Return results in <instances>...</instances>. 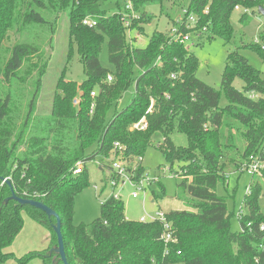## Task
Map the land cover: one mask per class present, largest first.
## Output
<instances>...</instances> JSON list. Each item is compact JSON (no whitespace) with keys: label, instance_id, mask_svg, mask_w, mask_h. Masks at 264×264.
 I'll return each instance as SVG.
<instances>
[{"label":"trees","instance_id":"obj_1","mask_svg":"<svg viewBox=\"0 0 264 264\" xmlns=\"http://www.w3.org/2000/svg\"><path fill=\"white\" fill-rule=\"evenodd\" d=\"M186 1L187 15L197 17L199 29L206 28L204 37L220 38L225 44L235 36L231 20L236 6L251 9L252 14L264 8V0ZM111 2L0 0V264H28L34 259L63 264L55 252L58 241L52 227L56 220L15 201L4 205L12 196L11 188L18 197L43 202L59 215L69 264H264V213L258 202L263 187L253 183L244 197L240 232L232 231L234 212L217 193L219 183L228 181L220 132L224 117L246 128L244 157L258 155L264 162V80L260 72L237 51L232 52L221 89L213 88L197 77L200 63L196 55L170 42L168 32H155L143 48L132 44L135 39L129 41L118 15L122 6L117 0L111 8ZM133 3L141 19L131 28L142 34L151 20L142 10L162 0ZM62 14L69 20L67 63L76 47L86 79L80 84L68 80L65 67L56 83L51 112L42 117L37 115L38 100L49 59L35 37L25 36L46 29L49 46L53 45ZM88 16L97 20V27L82 24ZM250 16L243 14L240 21L249 23ZM10 35L16 37L12 47L6 45ZM106 40L114 71L100 62ZM250 46L264 61V27L259 43ZM108 74H113L111 83ZM238 78L245 83L244 92L233 86ZM131 87L132 102L109 118L112 106ZM222 93L227 101L224 107L220 106ZM252 93L259 97L252 99ZM77 98L80 104L76 107ZM144 117L147 130H131ZM174 131L187 136L188 147L174 145ZM115 143L123 148L115 151ZM155 144L168 162L185 164L179 198L189 210L166 212L175 240L168 255L161 241L162 226L128 220L123 202L114 197L102 203L100 217L90 226L73 223L75 197L89 179L87 162L113 152L129 161L143 158ZM79 162L85 168L75 175ZM24 213L51 237L45 250L17 258L7 250L24 226Z\"/></svg>","mask_w":264,"mask_h":264},{"label":"rangeland","instance_id":"obj_2","mask_svg":"<svg viewBox=\"0 0 264 264\" xmlns=\"http://www.w3.org/2000/svg\"><path fill=\"white\" fill-rule=\"evenodd\" d=\"M116 1L112 0L110 7H116ZM120 6L124 5V0H119ZM187 1L183 0H162V3L151 4L146 6L142 11L151 17L148 24L144 25V32L135 45L136 47H145L155 32H170L174 27L176 20L182 16V10L186 8ZM243 12L235 11L232 17V24L235 29L233 40L225 44L220 38L212 40L204 39L200 43L194 44L191 52L199 60L197 77L213 88L221 89L223 71L227 63L228 55L237 51L245 57L249 64L260 72L264 80V61L258 54L252 50L250 45L255 44L259 39V33L264 27V16L258 11L251 12V19L241 22L240 18ZM69 20L66 15L62 14L58 22V28L54 34L53 45L49 46L50 34L46 29H35L25 37H35L49 59L48 71L43 80L42 90L38 100L39 116H48L51 112L55 87L61 72L66 67V78L77 83H82L86 79L80 56L74 47L73 57L67 63L68 42H69ZM139 34V32H135ZM133 34V36L135 35ZM24 39L23 37L21 40ZM16 42V37L10 35L6 45L12 47ZM246 46V47H244ZM101 65L114 71V67L109 62L108 41L106 40L100 53ZM137 75V74H136ZM233 86L244 92L245 83L241 79H235ZM134 98L133 87L124 93L122 99L114 104L109 113V118L115 111L125 109ZM227 105L224 94L221 95L220 106ZM222 134L224 150V173L227 176V184L219 183L217 193L219 196L226 198L227 206L230 212H234L231 218V228L233 232H240L241 226L238 213L242 209L246 189L251 183L259 182L263 187L258 199L261 212L264 213V181L262 176L251 177L241 171L244 163L250 157H244L247 142L244 134L246 128L232 118L224 117L223 124L220 127ZM171 139L175 146L186 148L189 141L186 135L174 131ZM95 147L88 150L92 152ZM123 157L119 152L111 154L109 157L98 155L95 159L87 162L86 167L89 171L87 184L78 192L74 201V220L75 225L85 224L90 226L101 215V205L114 193H119L120 200L124 204L125 217L130 221H139L144 217H156L158 211L170 212L189 210L184 200L179 198L182 192L180 184L183 181L181 174L185 164L175 162L171 164L165 159L164 153L157 147V144L148 147L142 158L138 162L137 158H132L128 163L131 174H139L140 168L143 173L139 174L144 178L143 190L139 192L135 189V183L125 180L119 181L114 188L112 181L114 173L112 165L114 161ZM173 169V170H171ZM137 192L138 198H133L132 193ZM24 226L17 236L13 245L7 250L20 258L30 252L43 251L47 248V239L51 233L32 220L26 213L23 214ZM7 264H15L10 261ZM28 264H43L41 260L34 259Z\"/></svg>","mask_w":264,"mask_h":264},{"label":"built area","instance_id":"obj_3","mask_svg":"<svg viewBox=\"0 0 264 264\" xmlns=\"http://www.w3.org/2000/svg\"><path fill=\"white\" fill-rule=\"evenodd\" d=\"M235 11L237 12H243V14H251V9H242L240 6L235 7ZM187 8H184L182 10V16L179 17V19L176 20L175 26L171 29L170 32V42L177 43L180 45H183L184 48L188 51L191 50L192 46L194 44L200 43L202 40L205 39L204 33L206 32V28L199 29L198 28V19L195 15H187ZM118 15L120 16L121 22L123 23V26L127 30V37L129 41L132 42V39H135L132 44H135L139 41L141 35L135 33L132 30V24L134 21L140 20L141 15L136 12L133 0H124V5L122 6V10L118 12ZM82 24L89 28H95L97 27V20L91 16H88L82 20ZM135 35L133 36V34ZM138 40V41H137ZM259 43V39L256 42V44ZM171 78L176 79V75H172ZM107 81L111 83L113 81V74H108ZM92 98L96 97V93L92 92L91 94ZM252 99H256L259 96L252 93L250 95ZM80 104V99L77 98L74 101V105L77 107ZM94 104L92 105V111L94 109ZM92 113V112H91ZM148 128V122L146 118H142L138 123H136L131 130L136 129L139 131H146ZM123 147L115 143V151L121 150ZM138 162H142V158L137 159ZM115 164L112 165V170L115 175L114 180L112 181L113 187L115 188L119 181L122 180V184L125 185V180H129L132 183H135V189L136 191L139 190V192L144 191L143 189V182L144 178L141 175H132L131 169L128 168L129 160L125 159L124 157H120V159L114 161ZM85 164L83 162L77 163L76 168L74 169L75 175H81L84 171ZM264 170V162L260 159L258 155H251L246 162L244 163L241 171L248 176L255 177V176H262V171ZM8 180V179H7ZM253 183H251L247 189L246 194H250L252 191ZM116 200H120L119 193H114L112 196ZM133 198H138V193L134 192L132 193ZM243 213L240 211L238 213V217H242ZM140 223H149V222H158L162 226V235H161V241L165 245V255L169 254V247L171 243H174V230L172 228V223L168 220L167 215L163 211H158L156 214V217H144L139 220ZM261 230L264 231V225L262 226ZM152 264H156L155 261H152ZM162 264H165L164 262Z\"/></svg>","mask_w":264,"mask_h":264},{"label":"water","instance_id":"obj_4","mask_svg":"<svg viewBox=\"0 0 264 264\" xmlns=\"http://www.w3.org/2000/svg\"><path fill=\"white\" fill-rule=\"evenodd\" d=\"M259 13L262 16H264V8L260 9ZM3 181L5 183L9 184L8 180L5 179ZM11 193H12V196L3 202L4 205L8 204L9 201H15L23 207L24 206H30V207H33L35 209H38V210L44 212L49 219L53 218L56 220V223L52 227L53 232L56 234L57 241H58V247L55 250V252L59 255L63 264H69L67 257H66L64 238H63V234H62V223H61V219H60L59 215L55 211H53L51 208L46 206L43 202L36 201L33 199H26V198L18 197L12 188H11Z\"/></svg>","mask_w":264,"mask_h":264},{"label":"crops","instance_id":"obj_5","mask_svg":"<svg viewBox=\"0 0 264 264\" xmlns=\"http://www.w3.org/2000/svg\"><path fill=\"white\" fill-rule=\"evenodd\" d=\"M139 41H140V39H139ZM49 241H50V239L48 238V239H47L48 245H49ZM48 245H47V247H48Z\"/></svg>","mask_w":264,"mask_h":264}]
</instances>
